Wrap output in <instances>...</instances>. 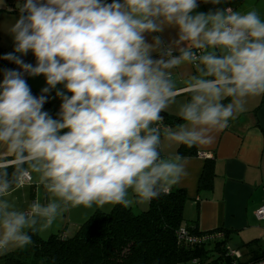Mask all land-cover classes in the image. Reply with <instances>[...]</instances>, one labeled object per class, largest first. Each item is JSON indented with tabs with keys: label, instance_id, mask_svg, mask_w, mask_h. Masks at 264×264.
Returning <instances> with one entry per match:
<instances>
[{
	"label": "clouds",
	"instance_id": "obj_1",
	"mask_svg": "<svg viewBox=\"0 0 264 264\" xmlns=\"http://www.w3.org/2000/svg\"><path fill=\"white\" fill-rule=\"evenodd\" d=\"M232 3L18 0L2 59L19 70L0 81V256L32 246L69 206L129 208L169 194L188 161L162 155V142L211 145L248 98L264 96V16ZM185 65L195 72L178 85ZM25 74L44 77L39 96ZM53 90L57 118L43 110ZM178 96L181 122L163 125ZM25 173L46 202L9 198Z\"/></svg>",
	"mask_w": 264,
	"mask_h": 264
},
{
	"label": "crops",
	"instance_id": "obj_2",
	"mask_svg": "<svg viewBox=\"0 0 264 264\" xmlns=\"http://www.w3.org/2000/svg\"><path fill=\"white\" fill-rule=\"evenodd\" d=\"M249 1L252 0H233L230 6L241 11L255 8L247 7ZM211 7L212 5L201 3L198 11L206 12ZM163 35L168 40L174 33L167 31ZM11 51L13 49L5 50L0 46V59L2 54ZM22 59L35 64L31 53ZM15 69L19 70L17 65ZM175 71L179 85L195 69L185 65ZM24 78L31 91L41 92L46 86L43 76L31 77L25 74ZM62 87L57 86L58 89ZM47 96L50 112L58 113L61 100L56 97L55 90ZM184 99L185 97L178 96L177 104L166 114L171 118L178 117L177 108ZM214 137L211 145L195 146L196 155H183L188 161V175L173 188L183 189L187 195L183 208L184 222L195 224L200 232L222 229L227 234V239H261L264 235V219H257L255 212L264 205V96L248 98L243 110L234 115L223 131L214 133ZM178 147L175 143L162 142V155L176 154ZM207 160L212 162L213 176L209 184L200 185L199 179ZM41 191L35 187L31 176V182L20 186L9 198L17 207L23 208L33 199L40 198ZM41 201L46 202L44 199ZM147 206L148 204H134L130 208L141 211ZM112 207L69 206L49 229L37 235L41 238L60 233L66 237L71 236L75 232L69 234V231L77 230L95 210L109 211ZM0 263L2 264L1 261Z\"/></svg>",
	"mask_w": 264,
	"mask_h": 264
},
{
	"label": "trees",
	"instance_id": "obj_3",
	"mask_svg": "<svg viewBox=\"0 0 264 264\" xmlns=\"http://www.w3.org/2000/svg\"><path fill=\"white\" fill-rule=\"evenodd\" d=\"M4 55L0 59V81L5 69L16 68V64L2 59ZM43 110L57 118V112H50L48 100ZM178 122V117L165 114L163 123L175 125ZM176 153L196 155L197 150L195 146L179 145ZM212 176V162L207 160L199 184H209ZM186 201L183 189L171 188L169 194H162L148 203L145 210L136 211L120 205L109 211L95 210L72 236L60 233L41 238L33 235L32 246L0 256V261L2 264H189L197 251L178 244V231L184 226L189 234L204 232L198 231L195 224L184 222ZM223 233L226 242L227 234ZM262 257L264 253L252 259Z\"/></svg>",
	"mask_w": 264,
	"mask_h": 264
},
{
	"label": "built area",
	"instance_id": "obj_4",
	"mask_svg": "<svg viewBox=\"0 0 264 264\" xmlns=\"http://www.w3.org/2000/svg\"><path fill=\"white\" fill-rule=\"evenodd\" d=\"M23 2V0H19ZM18 0H8V4L19 13L16 5ZM163 125H167L164 124ZM163 125L161 127L163 128ZM31 175L25 173V178L20 186L29 184ZM257 219H264V205H261L255 212ZM224 233L221 229L204 232L199 235L189 234L184 226L178 231V244L197 251V255L191 258L189 264H264V257L242 261V254L239 250L230 249L224 242Z\"/></svg>",
	"mask_w": 264,
	"mask_h": 264
},
{
	"label": "rangeland",
	"instance_id": "obj_5",
	"mask_svg": "<svg viewBox=\"0 0 264 264\" xmlns=\"http://www.w3.org/2000/svg\"><path fill=\"white\" fill-rule=\"evenodd\" d=\"M254 6L255 9L261 13V15H264V0H252L247 4V7L249 8ZM18 18L19 13L8 4V0H0V46L5 50L14 49L13 41L8 33V29ZM43 197L44 194L41 191V200H43ZM136 211L140 210L136 209ZM75 230L76 229H72L69 231V234H73V232H76ZM247 242L251 243L248 244ZM226 245L230 249L239 250L242 254V261H249L253 257L264 253V235H262L261 239H227ZM28 248L29 247L23 250Z\"/></svg>",
	"mask_w": 264,
	"mask_h": 264
}]
</instances>
